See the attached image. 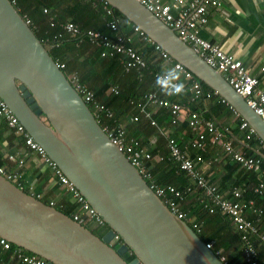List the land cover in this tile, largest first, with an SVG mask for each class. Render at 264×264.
Listing matches in <instances>:
<instances>
[{
	"label": "water",
	"instance_id": "water-1",
	"mask_svg": "<svg viewBox=\"0 0 264 264\" xmlns=\"http://www.w3.org/2000/svg\"><path fill=\"white\" fill-rule=\"evenodd\" d=\"M104 1L223 98L264 144L261 118L172 28L137 0ZM0 98L108 228L99 237L0 175L1 239L53 264H223L112 143L10 0H0Z\"/></svg>",
	"mask_w": 264,
	"mask_h": 264
},
{
	"label": "built area",
	"instance_id": "built-area-1",
	"mask_svg": "<svg viewBox=\"0 0 264 264\" xmlns=\"http://www.w3.org/2000/svg\"><path fill=\"white\" fill-rule=\"evenodd\" d=\"M89 3L94 8H99L105 13L104 16L110 15L111 9L104 0H82ZM147 10L152 12L161 22L172 28L176 35L200 57L207 65L223 76L226 82L233 90L243 97L247 105L261 118L264 122V91L258 89V80L251 76L245 65L233 54L224 51L219 45L203 39L200 36V28L207 22V8H217L219 2L217 0H171L164 2L162 0H137ZM14 5V1L11 2ZM17 10V9H16ZM44 14H49L47 9H43ZM25 22L30 25L31 21L28 17H22ZM54 15H50L48 20L50 27L54 26ZM106 26L115 35H109L101 31L92 29L80 30V28L72 21H67L61 25L62 32L55 35L48 48L56 47L59 40L68 38H78L79 43L86 41L90 45L100 48L101 57H115L123 63L125 72H136L138 79H141L143 71L148 69V63L140 54V52L132 45L130 38L120 34L118 31V22L115 19L106 22ZM142 39L151 42L138 28L132 27ZM152 43V42H151ZM154 45L155 51L158 53L157 59H161L164 63L171 65L170 71L151 72L152 79L159 86L160 91H166L173 96H177L179 91L176 88L181 85L180 80L188 82L189 90L193 95L191 100L197 101L201 98H212L217 94L213 91H205L200 82L180 63L174 61L159 46ZM48 49L47 47H45ZM57 67L63 71L64 63L55 62ZM174 74L178 76H173ZM69 83L80 95L83 101L88 105L92 112H104L108 118L113 117L114 113L105 109V105L96 97L94 92L86 85L82 84L76 73H70L66 76ZM117 87H111L110 93L118 94ZM147 103L153 104L158 108L168 111L169 126L175 127L181 121H187L192 132L190 148L194 151H201L206 147L207 142L212 146H220L225 154H232L233 160L239 163L246 170H250L257 174L258 183L254 188V192L258 194L264 193V170L261 164L264 156L255 153L253 155L248 152H238L232 143L226 140L225 133L227 130H221L216 123L211 121H203L199 117V113L189 107V103L179 104L160 96L156 91H148L142 103L137 104L138 115L130 117V122L140 120H149L151 127L161 132L163 129L158 127L157 123L150 118V113L146 110ZM221 103H227L221 99ZM229 107L233 109L230 105ZM94 114V113H93ZM0 118L5 121L7 126L15 133L23 136L25 145L33 150L44 162L50 167L56 176L57 183L66 189L70 197V204L74 206L71 216L73 221L86 226L94 225L99 228H106L105 222L86 202L78 190L70 183V181L62 174L57 166L48 158L42 148L33 141L26 133L24 127L19 123L18 119L7 108L3 100L0 98ZM98 121V120H97ZM103 128V127H102ZM241 129H248L247 139L254 134V130L246 121L240 124ZM104 129V128H103ZM112 143L117 145L123 152L126 159L136 168L138 173L146 181L154 193L162 200V202L173 212L179 219L186 222L189 227L196 233L202 231V222L189 217L185 211L181 209V203L186 195H193L196 191L203 193L197 194V200L203 203L204 209L208 214H213L216 210L222 212L230 221L233 229L238 232L240 237L241 260L246 264H258L257 255L258 248L256 242L264 246V236L259 232L258 227L247 218V211L252 207V201L246 202L242 200V195L237 189L231 191L230 198H224L216 187L210 184L200 173L196 171L195 164L200 162L202 157L196 156L192 158L189 152L182 149L174 138L168 136L166 139V147L169 157L179 170L184 171L189 178L193 179V184L185 190L180 191L173 186H159L151 177L148 163L152 161V156L146 150L142 149L140 142L133 139H125V131L123 127H117L113 133H108ZM13 160L12 156L7 157ZM14 169L7 170L4 165H0V175L8 181L12 182L18 188L20 183L19 169L23 161L17 160ZM23 190V189H22ZM30 194V193H29ZM40 200L39 194H30ZM50 206L55 207V203L50 201ZM254 211V210H253ZM257 213V211H254ZM120 239L115 236L110 242V246L115 245ZM0 246L4 250H11V243L0 238ZM207 249L212 250L223 264L228 263L226 256L220 250H213V243H205ZM13 254L24 264H53L36 255L24 254L21 248L13 249Z\"/></svg>",
	"mask_w": 264,
	"mask_h": 264
},
{
	"label": "crops",
	"instance_id": "crops-1",
	"mask_svg": "<svg viewBox=\"0 0 264 264\" xmlns=\"http://www.w3.org/2000/svg\"><path fill=\"white\" fill-rule=\"evenodd\" d=\"M58 1L60 2V0ZM79 1L84 5L89 4L82 0ZM162 1L170 2L171 0ZM217 1L219 2L217 8H207V22L200 28V36L207 41L219 45L224 51L233 54L241 60L249 74L258 80V89L264 91V0ZM64 2L66 5L69 4L68 1ZM66 5L65 8L69 10L71 17H81V19H84V17L91 16L88 13L84 14L81 9H78V7H76V9L74 5H72V7H67ZM96 14L99 19L101 15H99V13ZM102 17H104V14L101 16V19ZM124 36L130 38L132 45L140 52L143 58L145 56L142 52L146 51L148 58L144 59L146 62H149L150 66L156 67L155 70H149L151 82L148 84L149 87L147 88V91L138 101H130L132 108L137 109V104L143 102L144 96L148 91H156L160 96L168 100L184 105L189 103V107L199 113L201 120L214 122L221 130L226 129V140L232 143L236 151H247L250 155L255 153L261 155L264 154V144L258 142L252 144V141L257 140V135L255 133L250 139H247L246 135L248 129L240 128L243 119L234 109L229 107L228 103H221V99L223 98L220 96L216 95L210 99L204 97L194 102L191 100L193 95L189 90L188 82H185L184 80H180L183 87L177 96H173L166 91H160L159 86L152 79L151 72L164 70L170 71L171 65L169 63H164L161 59H157L158 53L155 51L154 46L153 50L148 53L147 50L152 43L142 39L131 26L130 29H128L127 34ZM173 76L178 75L174 74ZM111 87H117L119 90L118 86H110L105 92L106 95L113 94L110 93ZM204 90L209 91L205 88ZM104 107L105 109L112 111L114 115L113 117L108 118L105 116L104 112L94 111L93 113L98 122L102 123V127L108 133H113L117 127L121 126L125 131L126 140L135 138L140 142L142 149L146 150L152 156V161L148 163V168L152 179L157 185L166 186L157 183L155 175L153 172L151 173V167L157 165V163L163 160V152H167L168 160L174 162L170 159L166 147V138L170 136L176 140L177 144L182 149L187 150L192 158L198 155L202 157L201 161L195 164L196 171L210 184L214 185L224 198H230L231 191L237 189L241 193L243 201H252L253 205L247 211V218L249 216L248 219L255 224L250 216L259 215L262 213V210L260 212V208L255 207L253 199H245L243 197V192L247 189L254 188L253 185L251 186L250 182H248L249 177H246L245 174L249 172L253 173L257 183L258 176L256 173L246 170L233 160L232 154H225L220 146H212L209 142H207L206 147L201 151L191 150L189 146L192 139V132L187 121L183 120L177 126L171 127L168 123V111L165 113V109L158 108L153 104L147 103L145 108L150 113V118L163 130L161 132L157 131L150 126L149 120L145 119L142 120V123L145 124L146 130L138 135H131L129 133V130L135 128L136 125V122L129 121L130 117H132L131 115H127L125 111H122L120 112V115H117L113 108L107 107L106 105ZM126 115L129 117H125ZM147 132H150V134L146 135L145 133ZM8 156H12L13 160H8ZM17 160L23 161V164L19 169V187L27 190L30 194H39L40 200L47 202V204L50 201H53L56 205L55 207L67 208L69 205L71 206L70 197L66 192V189L57 183L56 176L50 167L33 150L25 145L22 135L15 133L7 126L5 121L0 118V161H2V164L0 165H4L7 170L14 169ZM181 172L185 173L184 171ZM185 175L189 183L184 190L194 182L186 173ZM196 190V193L193 195H186L184 197V201L181 203V209L184 203L185 205L188 201L191 202V204L192 202L194 203V199H197V194L203 193L202 190L200 192ZM259 195H264V193ZM201 205L204 209L203 203H201ZM253 210L257 211V213ZM183 211L186 212V210ZM188 214L189 217L197 219V217L192 216L190 212H188ZM200 216L202 217L203 214L200 213ZM261 221L262 220L259 222V225L261 224L260 227H257L264 229L263 222L261 223ZM220 251L228 260H230L231 256L236 253L235 251L224 253L222 249H220ZM0 264L24 263L13 254V248H11V250H4L0 246Z\"/></svg>",
	"mask_w": 264,
	"mask_h": 264
},
{
	"label": "trees",
	"instance_id": "trees-1",
	"mask_svg": "<svg viewBox=\"0 0 264 264\" xmlns=\"http://www.w3.org/2000/svg\"><path fill=\"white\" fill-rule=\"evenodd\" d=\"M14 1V7L17 9L18 13L22 17H28L31 21L30 28L32 29L35 36L41 41L44 47H47L55 35L62 32L61 25L67 21H72L75 23L80 30L92 29L96 31H101L109 35H115L114 32H111L106 26V22L112 19H115L118 22V31L120 34L126 35L130 26L134 25L130 23L121 13L117 10L111 8V14L104 17L101 16L105 14L100 7L94 8L89 4H81L79 0H10ZM64 1H68L69 4L66 5ZM65 5L78 7L81 9L84 14L91 15L90 17H71L69 10L65 8ZM43 9H47L49 14H44ZM77 9V8H76ZM101 15L99 19L97 14ZM54 15V26L50 27L49 16ZM56 47L48 48L49 55L55 62L64 63L65 68L63 73L68 76L70 73H76L79 77V80L82 84L88 86L96 95L100 101L107 107L113 108L117 115H120V112L125 111L127 115H138L137 109L132 108L130 101H138L141 96L147 91L149 83L151 82V77L149 75V70H155L156 67L150 66L148 70L143 71L141 79H138L137 73L125 72L123 69V63L119 59V56L115 57H101L100 48H96L86 41L79 43L78 38H68L59 40V43ZM153 44L149 46L148 53L153 50ZM144 58L147 59L148 55L146 51L142 52ZM149 60V59H148ZM199 81V80H198ZM200 82V81H199ZM203 88L212 91L206 85L200 82ZM110 86H118L119 93L117 95H106L105 92ZM173 100V99H172ZM165 113L167 110L164 111ZM125 117H129V116ZM102 126V123L99 122ZM134 124V123H132ZM135 128L129 130L131 135H138L141 132L146 130V126L142 123V119L135 123ZM136 129V130H135ZM129 134V135H130ZM149 135L150 132L145 133ZM262 141L257 137V140L252 141V144ZM261 153V152H260ZM263 154V153H262ZM264 155V154H263ZM163 160L157 165L151 167V173L155 175V179L160 185H170L176 187V189L182 191L188 185L189 181L185 173L179 171L178 165L174 162L168 160L167 152H163ZM2 164V161H0ZM264 161L261 164L262 170H264ZM153 169V170H152ZM246 177H249L251 186L255 188L256 179L255 175L251 172L245 174ZM247 182V183H248ZM184 186V187H183ZM254 188L247 189L243 192V197L245 199L250 198L254 200V205L256 208H260L259 215H251L250 218L255 222L257 226L260 227L259 222H263L264 226V195H259L254 193ZM26 193L27 190H24ZM29 194V193H28ZM194 199V198H193ZM43 201V200H42ZM188 201V200H187ZM47 203V202H45ZM69 205V204H68ZM59 211L64 213L67 216H71L72 211H74V206H68L67 208L56 207ZM183 210H186L192 216H196L198 221L203 223L202 231L197 235L201 238L204 243H213V250H220L225 253L229 251H235L236 253L231 256L228 263L230 264H246L241 260V247H240V237L238 232H236L228 218L220 211L216 210L213 214H208L201 203L194 199V203L189 202L185 205L183 204ZM188 211V212H187ZM200 213L203 216H200ZM249 218V216H248ZM88 225H86L87 227ZM258 227V230L264 236V229ZM89 228V226L87 227ZM90 229V228H89ZM95 235L101 237L104 235V230H101L99 233L94 232L90 229ZM121 244L119 240L112 247L116 249ZM13 249L17 248L11 244ZM256 247L258 248L257 260L258 264H264V246L260 241L256 242ZM24 254L33 255L27 251L22 250ZM124 259V258H123ZM134 259V255L129 251L125 254V261L129 263Z\"/></svg>",
	"mask_w": 264,
	"mask_h": 264
},
{
	"label": "rangeland",
	"instance_id": "rangeland-1",
	"mask_svg": "<svg viewBox=\"0 0 264 264\" xmlns=\"http://www.w3.org/2000/svg\"><path fill=\"white\" fill-rule=\"evenodd\" d=\"M89 226V228L90 229H92L94 232H96V233H99L101 230H104V232H106V228L105 229H103V228H99V227H97V226H94V225H88ZM87 226V227H88Z\"/></svg>",
	"mask_w": 264,
	"mask_h": 264
},
{
	"label": "clouds",
	"instance_id": "clouds-1",
	"mask_svg": "<svg viewBox=\"0 0 264 264\" xmlns=\"http://www.w3.org/2000/svg\"><path fill=\"white\" fill-rule=\"evenodd\" d=\"M183 85H180L176 88V91H180L182 89Z\"/></svg>",
	"mask_w": 264,
	"mask_h": 264
},
{
	"label": "flooded vegetation",
	"instance_id": "flooded-vegetation-1",
	"mask_svg": "<svg viewBox=\"0 0 264 264\" xmlns=\"http://www.w3.org/2000/svg\"><path fill=\"white\" fill-rule=\"evenodd\" d=\"M123 258L125 259V255L123 256Z\"/></svg>",
	"mask_w": 264,
	"mask_h": 264
}]
</instances>
